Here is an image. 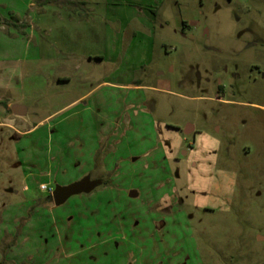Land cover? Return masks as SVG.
<instances>
[{
	"label": "rangeland",
	"instance_id": "1",
	"mask_svg": "<svg viewBox=\"0 0 264 264\" xmlns=\"http://www.w3.org/2000/svg\"><path fill=\"white\" fill-rule=\"evenodd\" d=\"M0 264H264V0H0Z\"/></svg>",
	"mask_w": 264,
	"mask_h": 264
},
{
	"label": "water",
	"instance_id": "2",
	"mask_svg": "<svg viewBox=\"0 0 264 264\" xmlns=\"http://www.w3.org/2000/svg\"><path fill=\"white\" fill-rule=\"evenodd\" d=\"M12 112L16 116H22L25 114L24 108L21 106H13ZM102 182L99 180H91L90 177H86L78 182H75L69 186H57L52 192V199L56 207L62 206L65 204L71 197L81 195V194H90L96 188L101 186ZM132 197L136 196L135 193L131 194Z\"/></svg>",
	"mask_w": 264,
	"mask_h": 264
},
{
	"label": "crops",
	"instance_id": "3",
	"mask_svg": "<svg viewBox=\"0 0 264 264\" xmlns=\"http://www.w3.org/2000/svg\"><path fill=\"white\" fill-rule=\"evenodd\" d=\"M97 58H100V57H97ZM134 89H139L140 87H138V86H134L133 87ZM33 131V129H29V130H27L26 131V133H30V132H32ZM92 180V179H91ZM102 182V181H101Z\"/></svg>",
	"mask_w": 264,
	"mask_h": 264
},
{
	"label": "built area",
	"instance_id": "4",
	"mask_svg": "<svg viewBox=\"0 0 264 264\" xmlns=\"http://www.w3.org/2000/svg\"><path fill=\"white\" fill-rule=\"evenodd\" d=\"M41 190H42V191H48L49 189L47 188V186L42 185V186H41Z\"/></svg>",
	"mask_w": 264,
	"mask_h": 264
},
{
	"label": "trees",
	"instance_id": "5",
	"mask_svg": "<svg viewBox=\"0 0 264 264\" xmlns=\"http://www.w3.org/2000/svg\"><path fill=\"white\" fill-rule=\"evenodd\" d=\"M41 1V0H40ZM47 3H50L49 1Z\"/></svg>",
	"mask_w": 264,
	"mask_h": 264
},
{
	"label": "flooded vegetation",
	"instance_id": "6",
	"mask_svg": "<svg viewBox=\"0 0 264 264\" xmlns=\"http://www.w3.org/2000/svg\"><path fill=\"white\" fill-rule=\"evenodd\" d=\"M186 133H187V131H186ZM102 184H103V183H102ZM102 184H101V185H102Z\"/></svg>",
	"mask_w": 264,
	"mask_h": 264
}]
</instances>
